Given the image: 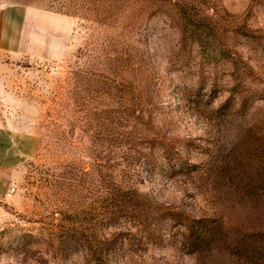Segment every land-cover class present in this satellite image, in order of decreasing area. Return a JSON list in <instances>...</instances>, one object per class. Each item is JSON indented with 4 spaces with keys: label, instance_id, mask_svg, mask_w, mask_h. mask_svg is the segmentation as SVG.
Here are the masks:
<instances>
[{
    "label": "rangeland",
    "instance_id": "374dc122",
    "mask_svg": "<svg viewBox=\"0 0 264 264\" xmlns=\"http://www.w3.org/2000/svg\"><path fill=\"white\" fill-rule=\"evenodd\" d=\"M91 3L0 0V264H264V0H179L127 30L132 8L95 27ZM132 102L173 169L129 156ZM161 206L217 232L190 248L143 220Z\"/></svg>",
    "mask_w": 264,
    "mask_h": 264
},
{
    "label": "trees",
    "instance_id": "16d2710c",
    "mask_svg": "<svg viewBox=\"0 0 264 264\" xmlns=\"http://www.w3.org/2000/svg\"><path fill=\"white\" fill-rule=\"evenodd\" d=\"M178 2L179 0H114L111 2V0H92V5L89 9L93 14L92 21L97 24L95 27H100L101 25H110V23H105L104 19L100 18L103 15H109L113 16L111 20L113 21L114 26L115 22L114 20L118 21V16H121L122 13L124 14L125 11L130 7L133 10L132 16H129L128 21L125 23H121L120 27L122 30H127L129 28H134L133 20L138 16L144 15L147 13L148 15L152 16L157 13L165 14L169 16V20H177L181 18L179 16L180 12L178 10ZM87 4V3H85ZM107 4V5H106ZM109 7L107 10L105 9ZM127 16H125L126 18ZM126 20V19H125ZM117 23V22H116ZM112 39V38H111ZM123 40V38H122ZM124 41V40H123ZM108 46H114L113 43H110ZM109 47V48H110ZM122 49H120L119 54H121ZM107 52H102V54L105 56ZM116 55L118 52L115 53ZM113 57L109 58L105 56L104 58L106 60H109L110 68L113 67L116 71H128L131 74L130 76H133L135 70L141 71L138 66H135L133 62L128 60V63L124 64L122 61L124 60L123 57ZM127 60V59H126ZM118 61H121L120 63H117ZM134 77V76H133ZM131 78L128 82V89L130 90V94H134L133 92L136 91V88L138 85H136V82L134 81V78ZM135 102V101H134ZM132 102L133 107L128 109L127 117L129 118V124L131 125L130 129V135L127 136L129 139L126 140V143L128 145V154L129 156H132V151L136 152L138 151L140 153V156H144V154L141 153L142 149H153L158 148L160 150L161 159L164 161V165L167 171L169 169H173L176 165L180 163V157L177 155L176 152H174V141L171 139H167L161 135L156 136L154 132L151 131L150 127V116L152 110H150V107H147L148 104L145 107H135V103ZM137 138V141L135 140ZM142 141L141 143H139ZM138 145H142L141 149L136 150ZM144 160H148V156H144ZM112 196H116L113 192ZM145 213V211H143ZM146 214V213H145ZM146 223H149L150 225H159L166 223L167 221H170L172 224L176 225V227L184 228L183 235L188 240V244L190 248H198L201 246H205L210 242V238L212 235L216 234L218 229V224L209 223L210 220H204L202 218H192L189 215L183 213L182 211L172 209V207L168 206H161L159 209H156V212L151 211L150 214H146V217L143 219ZM142 220V221H143Z\"/></svg>",
    "mask_w": 264,
    "mask_h": 264
},
{
    "label": "crops",
    "instance_id": "0c3cea01",
    "mask_svg": "<svg viewBox=\"0 0 264 264\" xmlns=\"http://www.w3.org/2000/svg\"><path fill=\"white\" fill-rule=\"evenodd\" d=\"M2 22H3V20L1 18V12H0V47H5L8 39H4V37L2 36V33H1L2 32V26H3Z\"/></svg>",
    "mask_w": 264,
    "mask_h": 264
},
{
    "label": "built area",
    "instance_id": "2783aa9c",
    "mask_svg": "<svg viewBox=\"0 0 264 264\" xmlns=\"http://www.w3.org/2000/svg\"><path fill=\"white\" fill-rule=\"evenodd\" d=\"M14 189L12 188L11 191H13Z\"/></svg>",
    "mask_w": 264,
    "mask_h": 264
}]
</instances>
